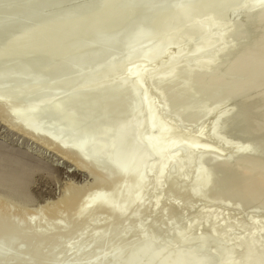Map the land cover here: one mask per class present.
I'll list each match as a JSON object with an SVG mask.
<instances>
[{"label":"bare ground","instance_id":"6f19581e","mask_svg":"<svg viewBox=\"0 0 264 264\" xmlns=\"http://www.w3.org/2000/svg\"><path fill=\"white\" fill-rule=\"evenodd\" d=\"M73 1L75 5L78 0H0V84L27 81L19 90L0 86V111L4 109L12 120L17 117L15 123L8 117L9 131L35 121L38 129L25 128L20 136L63 157L76 156L81 163L74 170L98 187L105 184L95 180L96 175L114 172L111 189L99 196L98 192L75 215L80 227L103 211L106 224L137 218L140 230L158 233L169 228L184 243L177 264H264V0H81L76 6ZM207 7L224 29L220 36L211 33L216 30L214 22L198 19L199 9ZM196 33L209 38L190 44L188 35ZM205 47L211 49L200 52ZM15 51L36 52L39 58L16 67L9 62L19 55ZM4 59L6 63L1 62ZM131 60L144 70L123 67ZM112 65L126 77L112 75ZM103 77L108 81L102 86ZM87 81L97 89L90 83L85 87ZM135 83H148L154 92H142ZM145 97L157 102L158 110L153 111L155 117L149 114L152 123L143 121L133 133L130 119L142 121ZM123 104L136 109L132 118L122 111ZM4 106L11 108L6 111ZM30 113L36 116L29 117ZM37 113L45 114L43 122H37L43 118ZM164 116L173 121L174 129L168 130L165 122L154 125ZM30 118L33 121L28 123ZM118 127H125L129 137L116 139ZM44 128L53 132H43ZM42 168L27 154L0 144V188L16 195ZM121 191L128 199L110 202ZM135 197L148 204H134ZM181 200L187 205L178 206L184 203ZM158 202L164 206L155 211ZM199 208L203 211L195 222L186 219ZM19 217L22 222L18 218L12 226L11 221L0 227L1 245L10 234L17 237L8 238V246L0 245V264H57L83 239L80 227L78 231L75 227L70 240L63 244L58 239L61 247L42 260L38 255L57 238L54 225L59 231L65 225L55 223L43 235L44 245L45 237L40 240L38 232L40 219ZM240 217L245 222L237 224ZM217 219L223 223L215 225ZM101 225L98 228L103 230L106 226ZM252 225L255 236L246 233ZM24 226L33 232L21 242L17 239ZM109 236L108 242L105 236L90 238L100 245L78 262L67 257L61 264H98L105 254H112L106 264L145 259L149 264L161 252L175 250H171L175 242L165 236L143 240L138 233L131 236L119 230ZM125 249L127 256L120 260ZM207 250L215 252L202 257Z\"/></svg>","mask_w":264,"mask_h":264},{"label":"rangeland","instance_id":"374dc122","mask_svg":"<svg viewBox=\"0 0 264 264\" xmlns=\"http://www.w3.org/2000/svg\"><path fill=\"white\" fill-rule=\"evenodd\" d=\"M75 1H77V0H75ZM79 1H81V0H78L77 2L79 3ZM87 1H93V0H87ZM77 2H75V5H74V1L71 3H73L74 6H76L78 4ZM71 3H70V5H71ZM73 5H71L70 7H74ZM65 7H68V5H66ZM210 8L211 7H207L205 9V11L201 13V17L208 18L209 16H211ZM234 11H235V9H234ZM234 11H232V12H234ZM218 24H219V22L217 23V26H218ZM220 26L222 28V24ZM223 30L224 29H220V27L218 26L215 31L220 32ZM220 35H221V33L219 34V36ZM204 37H206V36H204ZM208 38L209 37L200 39L199 36H192L188 42L190 44L191 43L194 44V42H195V44H197V43L206 42V40ZM172 39H174V37ZM15 52L17 53V55L18 54L19 55L17 57L14 56V58H13L14 61L9 60V62L14 63L16 67L18 64L21 63V61H23V62H24V60L28 61V59L29 60H38V58H39V55L36 53H30L29 54V52H23V53H22V51H20V52L15 51ZM10 59H12V58H10ZM7 60L8 59H4L1 62H3V61L5 62ZM118 69L119 68L116 67L115 65H112L109 68L110 73L112 75L115 74L118 71ZM102 79H104L106 82L100 83V80L104 81ZM90 80L91 79H89L88 81H90ZM100 80L97 83H100L103 86L105 83H107L108 78L103 77ZM23 82H26V81H23ZM23 82L19 83V85L23 84ZM90 82L86 83L85 84L86 86L85 85L84 86L85 87H88V86L93 87ZM89 83H90V85L87 86V84H89ZM119 83L124 84L125 82L119 81ZM100 86L98 85L99 88H100ZM83 87H81V88L83 90L86 89V91L88 92L87 94L100 96V94H98L96 92V90L93 91V89H91L92 92L90 93L89 92V91H91L90 88L88 90L87 88H83ZM102 88L104 89V87H102ZM82 89H80V90L82 91ZM94 89H97V87L95 86ZM103 89L101 90V92L103 91ZM64 91L65 90H63L62 92H64ZM86 91L84 90V92H86ZM98 91L100 92V89ZM103 92H102V94H103ZM65 94H66V92H65ZM113 100H115V99H111V101H113ZM9 105L11 106V104H9ZM9 107L4 106L6 111H8L7 108H9ZM15 107H17V106H15ZM1 110L2 111H0V144L2 146L9 148L10 150L15 151V152L27 154L29 156V158H31L32 160L39 162L43 168H42V170L34 173L35 175L33 174L32 176H30V178L27 181L26 187L21 192L15 193L16 195H14L12 192H10V190H8L7 188H3V187H1L2 189L0 188V213H1L0 216H2V217H0V227L1 226L3 227V223L8 224V225L11 224V226H12V224L14 222H16L18 220V218H19V220L17 222H19V221L22 222V220L19 216H22V218H24L25 220H31V219L35 220L36 218L38 220L40 219L39 221L37 220L38 222L41 221L38 232L41 233L40 240H41V238L43 239V237H45L44 238L45 240L43 239L44 243H42L45 245L47 237L43 236V235H46L48 233L47 231L54 229V226H55L54 232L57 235V238L55 236L56 240H54L51 244L49 243L50 245L48 244V246L47 245L45 246L46 248H45L44 252H42L44 254V255L42 254L43 256L38 255V257L40 259L42 258V260H44L43 258H49V256H52V254H53L52 252L57 248L58 245H59V247H61V243L65 244L66 243L65 241L70 240V238L74 234L73 231L74 232L78 231V227H80V224H78V222L75 220V215H77L78 211L80 209H82L87 204V202L90 198L93 197V199H94L95 198L94 195L97 196L96 194L98 192H99L98 193V196H99L100 192L102 194L106 193L104 191V190H106V188H107V191H108V189L109 190L111 189V188H109V186L111 187V185H112V184L110 185V183L113 182V180L111 181V179L114 176V172H108V175H104V174H100V173L98 175H96L97 177H95L94 179L97 181L99 179L100 182L103 181V182H101L103 185L105 184L103 187H98L97 185L93 184V180L86 179L85 176L80 175L79 172L74 170L75 164L79 165L81 163L80 161H75V159L77 158L76 156L69 154L66 157H63L54 149H53L54 151L53 150H46L48 148L43 143H39L42 146H38L37 144H34V142H32L30 139H24V138H22V136H20L23 129H25V128L29 129L30 131L35 132V129H38L37 128L38 125L34 124L35 121L33 124L30 123V124H32L30 127L25 126V128H23L21 130L16 131V129H14L15 131L14 130L9 131V129H8L10 126L9 123H11V120L14 117L11 118V116L8 115V117L10 116V118H11V120H8V117L6 116L7 114H5L6 112L4 111V109H1ZM122 111L124 112L125 115H130L132 118V116L136 112V109L129 106L128 104H123ZM41 113H43V112L41 111ZM41 113H37L38 118H39L38 115H41ZM33 114L35 115V113H30V116L29 115L28 116L32 118ZM1 115L5 116V117H3ZM43 115H45V114H43ZM43 115H41L43 118H39L40 121H37V122H43L44 121ZM35 116H34V118H37ZM108 116H109V111H107V113H106V118ZM31 118L28 121V123L33 121ZM132 119L134 120V122H137V123L130 122L129 126H130L132 132L136 133L137 131L140 130V125L142 124L143 120L141 121L140 117H133ZM14 120H12V122H14ZM34 120H37V119H34ZM16 124H17V122H16ZM135 124H137L136 127H134ZM11 127L12 126H10V128ZM46 128H44L45 130L43 132H48V133L51 131L53 132V130L50 131V130H47ZM54 131L56 132V130H54ZM58 134H61V132H59ZM139 145H140V143H139ZM76 160H78V158ZM99 175H101L103 177H101ZM107 184H108V186H107ZM78 188H79V190H78ZM168 190L169 189L167 188V191ZM76 191H77V193H76ZM111 196H112V194H111ZM126 199H128L127 194L125 192L121 191L117 195L114 194L112 196V199L110 202H112L113 200L120 202V201H124ZM62 200H64V201H62ZM142 200L143 199H141L140 197L139 198L135 197V198H133L132 202L134 204H136V203H141L144 205L148 204L147 201L143 202ZM67 202H69L71 204H69ZM181 202H184V200L183 201L181 200ZM184 203H180L178 206H180L182 204H183V206L187 205L186 203L185 204ZM162 205H163L162 203L158 202V204H156V206H155V211L157 210V208H158V210H160L159 208H160V206L162 207ZM7 209L9 212L7 211ZM3 210L7 211V213L6 212L3 213ZM201 211H203L202 208L197 209L195 212L188 214L186 219L190 220L192 222H195L199 218ZM174 212H176V211H174ZM72 213H74V214H72ZM223 214H225V211L223 212ZM72 215H74V216L72 217ZM92 217H91L92 219H89L86 222V224H84L83 227H80L81 232H82V236H83L81 243L78 244L72 252L64 253L65 256L61 257L58 260L57 264H61L64 260H67V257H68L69 262H72V263L78 262V260L83 255H85L86 253L88 254L91 249L98 246L99 243L97 244L96 242L89 240L90 238L102 239L105 236V238H108V239L104 238L105 241H107V242L111 241V237L109 236V232H111L112 230H119V231L125 232L131 236H132V234L138 233L139 237L143 240H150V239H153L157 236L158 237L165 236L169 242H175V248L174 247L171 248V250H174V249L175 250L170 252L169 254H165L164 252L163 253L161 252L160 255L158 256V259H156L157 261L155 260L153 263L151 262L149 264H160V262L162 261V258L165 259L163 263H165V261H166L167 264H177L175 261L176 255L178 254V252L181 251L184 243L181 239H176L174 234H170L169 228L163 229L162 231H160L158 233L151 232L148 229H141L140 230V228L138 227L139 224H138L137 218L125 219L123 222H120V223H116L114 221H108V223L106 224L107 216L103 211H97L95 214L92 215ZM156 218L157 217L155 215H153L152 220H155ZM11 221H12V223H10ZM59 222L63 223L65 225L64 226L65 228L63 230H60V231L58 229H56L57 225H54L55 223H59ZM220 223H223V220L217 219L214 222L215 225H219ZM101 224L103 226H106L105 228L104 227L102 228L103 230L98 228ZM102 225H101V227H102ZM75 227L77 228L76 231L74 230ZM23 228L24 229L21 230V237L17 239L18 241H21V242H25V240H27V238H29L33 232L32 230H30V228H27V226H24ZM95 228H98V229L96 230ZM57 230H58V232H57ZM249 231H251L253 233L250 234ZM246 233L250 236L256 235V231L250 230V229H247ZM86 237L87 238L89 237V238L87 239ZM8 238L9 239H13V238L16 239L17 237L14 236L13 233L10 234L7 237V239L5 238L7 241L6 240L4 241V239H3L2 245H5V244H6L5 246L9 245ZM58 239L60 241H63V240H65V241L59 243ZM173 240H176V241H173ZM130 245H131V243L127 244L128 247ZM196 245L197 244L193 243L192 248L196 247ZM5 246H3V247L5 248ZM40 246H42V245H40ZM59 247L56 249V251L59 249ZM128 247H126V249H128ZM126 249L119 253L120 255L118 258L120 260H122V259L124 260L126 258V256H127V250ZM214 252H215L214 250H207L204 252V254H202V257H204L208 254L210 255L211 253L213 255ZM54 253H55V251H54ZM111 258H112V254H105L104 256H102L99 259L98 264H106L107 262H109L111 260ZM143 259H145V257ZM145 260L140 261V262L135 261V262H132V264H147Z\"/></svg>","mask_w":264,"mask_h":264},{"label":"water","instance_id":"95a60500","mask_svg":"<svg viewBox=\"0 0 264 264\" xmlns=\"http://www.w3.org/2000/svg\"><path fill=\"white\" fill-rule=\"evenodd\" d=\"M259 1H261V0H259ZM262 4H264V1H262ZM202 9H203V6H202ZM206 9V8H205ZM205 9L204 10H201V9H199V11H201V12H204L205 11ZM197 15V14H196ZM213 16V15H212ZM212 16H209L208 18H203V17H199L198 19H202V20H210V21H212V22H214L215 24H216V28H217V23H218V21L214 18V17H212ZM196 17H198V16H196ZM163 20V18L160 20V21H162ZM159 21V22H160ZM211 33L212 34H220V33H222V31H211ZM197 34L198 33H196V34H193L192 36H197ZM199 35V37L200 38H206V37H204L202 34H198ZM192 36H189L188 35V37H187V39H189V38H191ZM203 49V48H202ZM211 48L210 47H208V48H206L205 47V49H203V50H200V52H208L209 50H210ZM25 52H27V51H25ZM29 53H36V52H29ZM198 53H199V51H198ZM205 53H203V54H205ZM36 54H38V53H36ZM39 55V54H38ZM100 65V64H99ZM125 65H128V68L127 69H130L131 67H133L134 69H136L137 67H138V69L140 68L141 69V71H143L144 70V68L143 67H139V64H138V62L136 61V60H131V61H129V62H127V63H125L124 65H123V67L125 66ZM98 66V65H97ZM192 66H194V63H193V65ZM195 67H197V65L195 64ZM133 68H131V69H133ZM130 69V70H131ZM38 72H39V70H38ZM118 73V72H117ZM119 74V76H122L121 78H125L126 77V75H124L123 76V72L121 71V72H119L118 73ZM27 82V81H26ZM26 82H24L23 84H21V85H18V84H12V85H9V84H0V86H3V88H4V90L6 89V90H19L22 86H24L25 84H26ZM133 84H134V82H132ZM131 83V84H132ZM136 84V86L138 85L139 86V84H140V86L142 87V92H146L147 94L149 93H151L153 90L151 89V88H149L148 87V83L147 84H145V83H135ZM146 86V87H145ZM49 90H51V88H48ZM145 89V90H144ZM45 91V90H44ZM45 92H48V91H45ZM154 92V91H153ZM142 94H144V93H142ZM146 99L145 100H148V101H145L144 103H143V107H144V109H145V111H146V113H145V116L142 118V120L145 122V123H147L148 124V122L150 123L151 122V119H150V116H149V114L150 113H152V115L154 116L155 114L153 113V111H157L158 110V104H157V102L156 103H154L152 100H150L149 98L147 99V97H145ZM159 101V100H158ZM144 111V112H145ZM155 117V116H154ZM148 118V119H147ZM168 119H170V118H168ZM156 120V119H155ZM166 120V121H165ZM130 122H134V120L133 119H130ZM161 122H165V127L168 129V130H172V129H174V127H175V124L173 123V121H170V120H167V118L164 116V118H162L160 121H158V122H156V123H154V125L155 126H160L159 125V123H161ZM134 123H137V122H134ZM152 123V122H151ZM132 124V123H131ZM120 125V124H119ZM137 126V124H135V126L134 127H136ZM164 127V128H165ZM115 134H116V139H119V137L121 138V139H124V138H127V137H129V132H128V130L125 128V127H118V128H116L115 129ZM187 131V130H186ZM182 134H183V132H182ZM120 135V136H119ZM185 135V134H184ZM148 137V136H147ZM155 141V140H154ZM154 141H153V144H154ZM117 142L115 141V144H116ZM117 145V144H116ZM115 145V146H116ZM169 145V144H168ZM163 146H165V145H163ZM181 149V148H180ZM158 150V149H157ZM226 150V149H225ZM224 150V151H225ZM228 150V149H227ZM226 150V151H227ZM168 151H169V149H168ZM181 151V150H180ZM174 152H176V150H174ZM184 152H185V150H184ZM116 153H117V151L114 149L113 150V157H114V159L113 160H115V162L116 161H118L117 159H116ZM177 153H179L178 151H177ZM171 155V154H170ZM172 157V156H171ZM170 157V159H172ZM129 159H131V157L129 158ZM127 160V162H126V165L128 166V163H130V160ZM132 159H133V156H132ZM60 161V160H59ZM171 161V160H170ZM166 163V162H165ZM224 215V214H223ZM239 219H241V217L240 218H238V220H235V222L238 224L239 222H245L243 219L242 220H239ZM233 223V222H232ZM255 226H251L249 229L250 230H254L255 228H254ZM250 232V234H252L253 232H251V231H249ZM221 233V232H220ZM220 233H217V234H220ZM220 236V235H219ZM220 238H223V237H221L220 236ZM226 242H228L227 240H226ZM239 243H240V245H241V242L239 241ZM233 244V243H232ZM229 245H230V242H229ZM231 247H232V245H231ZM242 247H246V246H242ZM244 258V257H243ZM246 262V261H245Z\"/></svg>","mask_w":264,"mask_h":264}]
</instances>
